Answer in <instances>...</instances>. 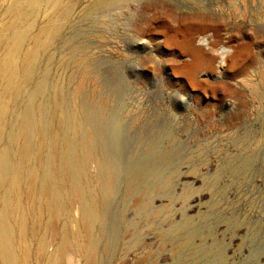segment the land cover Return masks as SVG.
Instances as JSON below:
<instances>
[{"label": "rangeland", "instance_id": "obj_1", "mask_svg": "<svg viewBox=\"0 0 264 264\" xmlns=\"http://www.w3.org/2000/svg\"><path fill=\"white\" fill-rule=\"evenodd\" d=\"M98 1L16 19L0 0V157L35 207L19 264H264V0ZM63 137L78 148L43 196Z\"/></svg>", "mask_w": 264, "mask_h": 264}, {"label": "bare ground", "instance_id": "obj_2", "mask_svg": "<svg viewBox=\"0 0 264 264\" xmlns=\"http://www.w3.org/2000/svg\"><path fill=\"white\" fill-rule=\"evenodd\" d=\"M120 1L125 0H99L98 3H100L105 8H111L115 7ZM60 5V0H15V9H16V19H20L25 12V9L29 8H42L44 6H54L57 7ZM209 26L207 25H200L198 27V34L201 38V40H206V34L209 31ZM189 33L190 31H194L193 27H188L185 29ZM14 40H17V36L14 37ZM195 40L188 38L186 44H182L181 48L187 52L188 54H191V56L194 57V60H192V64L190 65L192 68L191 75L194 76L197 74V65H198V56H200L203 53V49L201 47L195 46ZM236 56H231L229 58V61L231 62L234 60ZM85 58L83 56H76L75 62L77 64H82L84 62ZM223 60V58H222ZM14 63V55L11 53L8 56V60L6 63V66L8 68H12ZM210 67H207L209 69ZM13 75H17V70H13ZM79 87V86H78ZM117 124V122H116ZM119 126V125H117ZM39 132V134L44 132V127L40 126L39 124L32 122L31 128L29 131L30 134V140L33 141V138L36 139V133ZM88 145V144H86ZM32 145L28 146L27 150L29 153L32 152ZM78 146L75 144V142L69 141L68 138L63 137L62 139H59L51 148V152L54 154L60 155V161L61 165L59 168L55 171H53L52 168H49L45 172L46 181L41 189V194L43 196H46L47 192L50 191L52 188L54 182H56L57 177L59 174L64 175L65 173V167L64 164L71 163V157L74 153H76V149ZM81 150L91 157H95V154L93 151L86 147H81ZM152 156L155 155L156 148L154 146H151L148 151ZM160 154V153H159ZM161 161H168V156L166 154H162L160 157H158ZM156 158H152L150 161L151 164L156 163ZM197 175L196 171L191 172L187 177H194ZM11 176H13V179H11ZM25 176V170L22 169L20 166H18L14 160H12L7 153H3L0 157V178L2 182H5L7 184L6 189L0 193V261L1 264H19L16 251L19 249L20 245L25 240V236L27 233V229L29 227V221L30 217L28 213L25 211V209L28 208H35L32 207V191L28 192L26 196V205L24 204V193L20 187V180ZM112 177V176H110ZM110 180H112L110 178ZM111 183V181H109ZM109 184L106 186L108 187L109 191H113V187ZM129 189H133V184L130 182L128 183ZM132 192V191H131ZM81 193V189L77 184H75L72 194L79 196ZM112 193V192H111ZM142 197V196H141ZM139 196V198H141ZM147 205H149L147 203ZM146 205V206H147ZM144 206V205H143ZM193 206L190 204L189 208H192ZM36 219L39 220V217L36 216ZM51 230V228H49ZM16 236H19L17 239ZM23 239V240H22ZM113 247L112 241L108 244L107 251H110ZM27 253L25 252L24 255ZM61 260L54 264H64L63 261L65 259H68L69 253L67 252H61ZM63 260V261H62ZM87 264V263H85ZM88 264H91V260L88 261ZM217 264V263H216Z\"/></svg>", "mask_w": 264, "mask_h": 264}]
</instances>
